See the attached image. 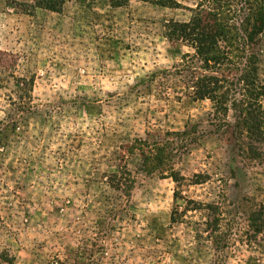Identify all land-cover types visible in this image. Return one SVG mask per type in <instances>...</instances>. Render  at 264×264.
Listing matches in <instances>:
<instances>
[{
    "label": "rangeland",
    "instance_id": "obj_1",
    "mask_svg": "<svg viewBox=\"0 0 264 264\" xmlns=\"http://www.w3.org/2000/svg\"><path fill=\"white\" fill-rule=\"evenodd\" d=\"M175 1L0 0V264H264V127L240 72L224 116L191 100ZM226 1L264 88V0Z\"/></svg>",
    "mask_w": 264,
    "mask_h": 264
},
{
    "label": "trees",
    "instance_id": "obj_2",
    "mask_svg": "<svg viewBox=\"0 0 264 264\" xmlns=\"http://www.w3.org/2000/svg\"><path fill=\"white\" fill-rule=\"evenodd\" d=\"M149 1L159 7H179L175 0ZM64 4L65 0H34L32 4L17 5L23 7L25 13H31L35 9L60 13ZM188 10L191 13L188 21L169 20L163 25L162 34L170 43H181L192 51L191 55L186 56L191 61L187 69L193 76L190 86L191 100H209L213 104L214 116H224L229 106H234L236 102L233 97L237 86L230 81V77L234 72H240L239 76H235L238 90H241L238 94L244 98L238 101L242 106L238 113L240 126L246 129L247 133L264 134L259 131L264 127L260 104L264 97V88L255 81V76L251 74L252 69L241 63L245 60L250 64L251 60L243 56L246 53L245 40L233 23L232 5L226 0H201L193 9ZM193 177L196 178L193 184L202 183L199 175ZM172 180L177 188L183 179L174 176ZM173 198L175 201L180 198L177 191H174ZM174 220L172 214L171 221Z\"/></svg>",
    "mask_w": 264,
    "mask_h": 264
}]
</instances>
